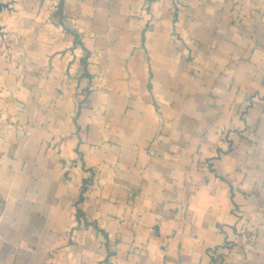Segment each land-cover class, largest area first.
Wrapping results in <instances>:
<instances>
[{
	"label": "crops",
	"instance_id": "obj_1",
	"mask_svg": "<svg viewBox=\"0 0 264 264\" xmlns=\"http://www.w3.org/2000/svg\"><path fill=\"white\" fill-rule=\"evenodd\" d=\"M0 264H264V0H0Z\"/></svg>",
	"mask_w": 264,
	"mask_h": 264
}]
</instances>
